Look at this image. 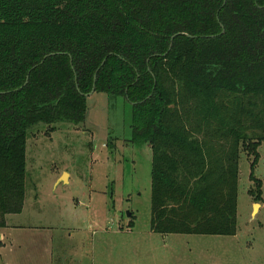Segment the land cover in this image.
<instances>
[{
  "label": "trees",
  "instance_id": "obj_1",
  "mask_svg": "<svg viewBox=\"0 0 264 264\" xmlns=\"http://www.w3.org/2000/svg\"><path fill=\"white\" fill-rule=\"evenodd\" d=\"M93 86L151 150L150 230L234 235L242 151L261 195L264 0H0V228L29 131L84 123Z\"/></svg>",
  "mask_w": 264,
  "mask_h": 264
},
{
  "label": "rangeland",
  "instance_id": "obj_2",
  "mask_svg": "<svg viewBox=\"0 0 264 264\" xmlns=\"http://www.w3.org/2000/svg\"><path fill=\"white\" fill-rule=\"evenodd\" d=\"M87 105L82 124L29 131L26 196L6 217L0 264H264V142L258 201L253 156L240 153L234 235H162L149 228L151 150L129 141L130 104L93 93Z\"/></svg>",
  "mask_w": 264,
  "mask_h": 264
},
{
  "label": "crops",
  "instance_id": "obj_3",
  "mask_svg": "<svg viewBox=\"0 0 264 264\" xmlns=\"http://www.w3.org/2000/svg\"><path fill=\"white\" fill-rule=\"evenodd\" d=\"M11 216V215H10ZM7 224V223H6ZM11 226H5L4 228H0V241L7 238L8 235L6 234L7 229ZM2 243V242H1Z\"/></svg>",
  "mask_w": 264,
  "mask_h": 264
},
{
  "label": "water",
  "instance_id": "obj_4",
  "mask_svg": "<svg viewBox=\"0 0 264 264\" xmlns=\"http://www.w3.org/2000/svg\"><path fill=\"white\" fill-rule=\"evenodd\" d=\"M175 36H176V34L173 35L171 39H173ZM27 79H28V77H27ZM94 80H95V78H94ZM25 84H26V82H25ZM93 92H94V86L92 87V90H91L88 94H86V96L88 97V96L92 95ZM63 179H64V178H63ZM127 215L130 216V213L127 212Z\"/></svg>",
  "mask_w": 264,
  "mask_h": 264
},
{
  "label": "bare ground",
  "instance_id": "obj_5",
  "mask_svg": "<svg viewBox=\"0 0 264 264\" xmlns=\"http://www.w3.org/2000/svg\"><path fill=\"white\" fill-rule=\"evenodd\" d=\"M254 208H256V207L254 206Z\"/></svg>",
  "mask_w": 264,
  "mask_h": 264
}]
</instances>
